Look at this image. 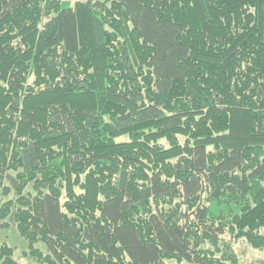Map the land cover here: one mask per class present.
<instances>
[{
  "label": "trees",
  "instance_id": "16d2710c",
  "mask_svg": "<svg viewBox=\"0 0 264 264\" xmlns=\"http://www.w3.org/2000/svg\"><path fill=\"white\" fill-rule=\"evenodd\" d=\"M7 218L39 264L264 248V0H0Z\"/></svg>",
  "mask_w": 264,
  "mask_h": 264
},
{
  "label": "rangeland",
  "instance_id": "374dc122",
  "mask_svg": "<svg viewBox=\"0 0 264 264\" xmlns=\"http://www.w3.org/2000/svg\"><path fill=\"white\" fill-rule=\"evenodd\" d=\"M75 2L76 0H69ZM126 138V135L122 136ZM7 225H2L3 222L0 219V243H7L14 247V258L20 262V264H39L38 260L27 253L29 246L28 241L23 237L14 221L7 218ZM264 233V228H262ZM224 240L230 244V255H234L237 260V264H259L264 260V248H256L244 238H234L230 234L224 235ZM43 250L47 251V246L43 242H39ZM167 264H193L189 261L179 262L177 259H167ZM226 264H233L232 259H226Z\"/></svg>",
  "mask_w": 264,
  "mask_h": 264
}]
</instances>
